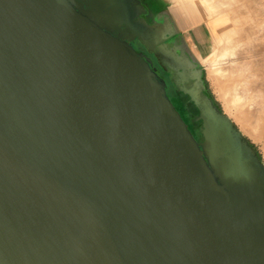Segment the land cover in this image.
<instances>
[{
    "label": "water",
    "instance_id": "1",
    "mask_svg": "<svg viewBox=\"0 0 264 264\" xmlns=\"http://www.w3.org/2000/svg\"><path fill=\"white\" fill-rule=\"evenodd\" d=\"M133 4L0 0V264H264L257 151Z\"/></svg>",
    "mask_w": 264,
    "mask_h": 264
},
{
    "label": "bare ground",
    "instance_id": "2",
    "mask_svg": "<svg viewBox=\"0 0 264 264\" xmlns=\"http://www.w3.org/2000/svg\"><path fill=\"white\" fill-rule=\"evenodd\" d=\"M172 1L175 4L172 8L168 7V12L175 19V27L186 30L189 26H195L193 30H186L188 40L194 39L196 43L201 44L200 40L204 29L198 24L208 20L210 30L213 31L212 45L214 47L213 53H209V56L212 54L214 59V62L211 61L214 63L211 69L212 73L219 75L223 80V88L221 86L220 88L223 89L225 95L223 98L229 105L227 111L238 122L244 133L250 135L254 140L262 142L264 146V79L260 77L256 69L257 65L248 59L250 56L248 53L251 54L255 51V46L264 48V44H262L264 42V21L261 20L264 19V0ZM172 17L167 16L166 19H163V23H167L168 29L166 27L161 29L159 20L151 25L162 31L163 34L169 33L171 31L169 28H174L172 25H168L171 24L169 19ZM220 21L222 28L215 32V26ZM157 29L152 32L155 39L158 36ZM260 42L261 44L258 45ZM209 63L208 60L206 64L211 66ZM232 117L228 118L231 120Z\"/></svg>",
    "mask_w": 264,
    "mask_h": 264
},
{
    "label": "flooded vegetation",
    "instance_id": "3",
    "mask_svg": "<svg viewBox=\"0 0 264 264\" xmlns=\"http://www.w3.org/2000/svg\"><path fill=\"white\" fill-rule=\"evenodd\" d=\"M136 1L138 2V5L133 4L132 5L133 7L131 8V13L135 17L132 19L131 23L144 21L148 25L152 26L154 25V22L156 20H159L161 23L160 25L161 29H163L164 27L168 29L167 23L164 24L163 19H166L167 16L170 17L172 16L168 12L169 6L165 0H136ZM152 12L153 13L158 12V13L153 14ZM164 13L166 14L164 15ZM169 20L174 28L173 30L169 28L171 29L169 33L163 34V32L161 31L160 35L163 34L162 36L165 37V40L163 42L164 44L168 45V47H174L178 45L177 47L183 51L184 46L182 44V39H183L182 33L180 31L178 32L175 29V19H173L172 17ZM123 29H126L128 31L126 26H124ZM126 35L129 36L128 43L134 48V50L138 54H140L144 59H146L149 62L151 69L156 73L158 79L165 84L166 92L171 102L173 103L176 110L179 112L183 121L188 125L189 130L192 132V134L196 139L201 140V136H200L201 122L194 121V118L198 116L197 108L190 101L189 96L183 93L182 91H180L176 87V85L174 84L173 73L167 72L158 63L155 57L156 49L153 48L150 44H148L147 36L144 34V32H142V35H138L135 37L130 36L128 33H126ZM183 87H188V85H184Z\"/></svg>",
    "mask_w": 264,
    "mask_h": 264
},
{
    "label": "rangeland",
    "instance_id": "4",
    "mask_svg": "<svg viewBox=\"0 0 264 264\" xmlns=\"http://www.w3.org/2000/svg\"><path fill=\"white\" fill-rule=\"evenodd\" d=\"M165 1L168 3L169 8H172L174 6V4H175L172 0H165ZM259 20H260V18H259ZM261 20L264 21L263 18ZM198 26L204 29L203 33H202L201 40H200L201 44L198 41H197L198 43H196L194 41V39L192 41L188 40V37L186 36L187 35V31L188 30L190 31V29L191 30L195 29V26H192V27L189 26V28L186 29L187 31L180 28L181 29V33H182V35L184 34L183 36L186 39V42H187V44L189 46V49H190L191 53L194 55V57L196 58L197 62L199 63V70L202 73V79H203V82H204V84L206 86L208 95L212 99V101L215 104V106L223 114L227 115L228 117H232V116H230L229 112L227 111L228 110L227 107L229 105H228L226 99L223 98V97H225L224 91H223V89H221V88H223L222 87L223 80L221 79V77L219 75H217L215 73H212V69H211V68H213V65H214V63H212V62H214V59L212 57V54L209 56V53H213L212 51L214 49V47L212 45V42H213L212 41V32L213 31L210 30L208 20H204L202 22H199ZM220 28H222V22L221 21L217 22V24L215 26V32L219 31ZM260 44H261V42L258 45H260ZM262 44H264V42H262ZM251 47H253V46L251 45ZM254 48H255V51H253L251 54H250V52L248 53V56L250 55L248 59H251L257 65L256 69H257L260 77L262 79H264V48L262 46L261 47L255 46ZM259 48H263V49H259ZM206 58L209 60L210 63H212V64L209 63V65H211V66H208V64H206V63H208V60ZM218 86H219V88L221 86V88L219 89ZM221 96H222V98H221ZM222 102H223V104H222ZM224 102L226 103L227 106L224 105L225 104ZM231 121L234 123V125L237 127V129L243 134V136L248 140V142L252 145V147L257 151L259 159L262 162V164L264 165V146H263L262 142L256 141L250 135L244 133L241 130L238 122L236 120H234L233 117L231 118ZM196 140L199 141L198 139H196Z\"/></svg>",
    "mask_w": 264,
    "mask_h": 264
},
{
    "label": "crops",
    "instance_id": "5",
    "mask_svg": "<svg viewBox=\"0 0 264 264\" xmlns=\"http://www.w3.org/2000/svg\"><path fill=\"white\" fill-rule=\"evenodd\" d=\"M171 25V24H170ZM172 30H173V28H171ZM175 29L177 30V31H180L181 32V29H179V28H177V27H175ZM182 44H183V46H184V50L182 51L180 48H175L176 46H174V49L176 50V52L177 53H179V52H183L185 55H187V56H189L190 57V55H192V56H194L192 53H191V51H190V49H189V46H188V44H187V42H186V39H185V37L182 35ZM187 52V53H186ZM143 58V57H142ZM195 58V57H194ZM196 59V58H195ZM146 60V59H145ZM147 61V60H146ZM149 63V62H148Z\"/></svg>",
    "mask_w": 264,
    "mask_h": 264
}]
</instances>
